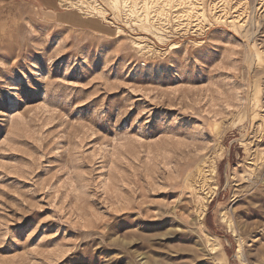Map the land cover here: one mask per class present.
Wrapping results in <instances>:
<instances>
[{"label":"rangeland","instance_id":"374dc122","mask_svg":"<svg viewBox=\"0 0 264 264\" xmlns=\"http://www.w3.org/2000/svg\"><path fill=\"white\" fill-rule=\"evenodd\" d=\"M80 1L0 0V264H264V0Z\"/></svg>","mask_w":264,"mask_h":264},{"label":"bare ground","instance_id":"6f19581e","mask_svg":"<svg viewBox=\"0 0 264 264\" xmlns=\"http://www.w3.org/2000/svg\"><path fill=\"white\" fill-rule=\"evenodd\" d=\"M48 2H50V0H48ZM83 1H74V0H60V3L58 4L60 8H76V7H80V6H84V4L82 3ZM86 6V5H85ZM87 8H89L87 6ZM197 12V11H196ZM240 18V17H239ZM152 50V49H151ZM196 185V184H195ZM217 189V188H216ZM207 191V190H206Z\"/></svg>","mask_w":264,"mask_h":264},{"label":"crops","instance_id":"0c3cea01","mask_svg":"<svg viewBox=\"0 0 264 264\" xmlns=\"http://www.w3.org/2000/svg\"><path fill=\"white\" fill-rule=\"evenodd\" d=\"M42 1L45 2V3H48V0H47V1H46V0H42ZM58 1H59V3H60V0H58ZM59 3H58V4H59Z\"/></svg>","mask_w":264,"mask_h":264}]
</instances>
